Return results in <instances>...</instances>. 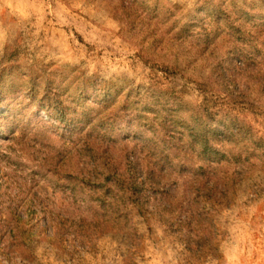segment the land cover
I'll use <instances>...</instances> for the list:
<instances>
[{"label":"rangeland","instance_id":"obj_1","mask_svg":"<svg viewBox=\"0 0 264 264\" xmlns=\"http://www.w3.org/2000/svg\"><path fill=\"white\" fill-rule=\"evenodd\" d=\"M0 113V264H264V0H0ZM202 129L238 182L210 254L134 215L128 259L77 144L116 162L134 132L161 150Z\"/></svg>","mask_w":264,"mask_h":264},{"label":"trees","instance_id":"obj_2","mask_svg":"<svg viewBox=\"0 0 264 264\" xmlns=\"http://www.w3.org/2000/svg\"><path fill=\"white\" fill-rule=\"evenodd\" d=\"M206 132L202 129L199 135L190 136V143L177 142L176 134L167 132L161 138L166 146L161 150L157 142L142 141L140 132H134L131 138L134 146L120 154L124 162H115L111 156L113 149L108 146L102 151L94 148L91 135L77 144L81 152L95 162L93 169L88 166L81 171V182L92 190L106 187L99 199L96 198L106 213L98 223L107 221L121 225L126 221L129 224L128 259L136 256L135 249L143 236L134 215L142 219L139 224L148 226L154 218L170 232L185 236L188 240H182L184 250L190 252L194 248L198 257L210 254L212 229L216 225L214 210L231 201V192L238 182L229 170H220L221 159L215 156L207 159ZM199 136L204 139L200 143ZM199 145L201 148L196 150L195 156L192 148ZM194 157L201 162L195 163ZM100 160L103 163L98 168L96 163Z\"/></svg>","mask_w":264,"mask_h":264}]
</instances>
